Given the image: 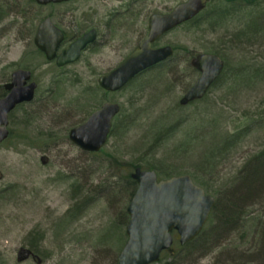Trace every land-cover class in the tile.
<instances>
[{
	"label": "rangeland",
	"instance_id": "1",
	"mask_svg": "<svg viewBox=\"0 0 264 264\" xmlns=\"http://www.w3.org/2000/svg\"><path fill=\"white\" fill-rule=\"evenodd\" d=\"M18 1L27 6V0ZM180 1L134 3L122 16L128 21L124 28L102 27L99 42L86 50L77 63L62 70L36 53L33 36L39 22L50 16L69 36L72 28L67 21L79 22L93 12L98 16L113 13L123 0H73L29 7L25 15L10 12L0 23V87L15 68L30 69L38 84L34 100L10 114L8 127L12 134L0 145V264H117L126 237L122 212L127 203L115 192L111 176L125 174L134 161L159 163L160 171H155L159 178H166L165 171L193 176L203 182L217 204L232 202L237 185L229 182L242 164L264 145V126L254 123L250 134L227 148L213 169L206 172L200 171L198 163L200 158L204 160L212 139L194 120L192 125L185 121L181 132L173 133L157 147L153 139L157 131L171 125L173 120L200 108V102L178 106L182 95L198 77L191 69V57L214 48L229 69L244 62L258 68L259 74L248 81L236 80L227 90L210 89L206 101L222 112L218 127L226 125L230 131L244 121H254L264 111L263 17H260L261 26L256 24L262 30L252 32L253 25L247 27L256 11L264 12V0H259L256 6L243 1L205 0L206 8L197 20L175 28L162 38L161 43L174 47L175 55L161 66L158 76L161 68L152 69L145 73L141 86L109 92L106 98L83 93L134 49L145 35L149 13L171 8ZM213 11H228V14L223 19L208 18ZM137 12L140 13L134 16ZM140 23L141 37L134 32ZM105 101L118 102L124 110V119L130 121L127 128L119 127L102 149L92 155L72 144L68 132ZM85 196L89 199L83 213L66 220L65 213ZM241 208L248 214L247 221L224 233L216 230L220 223H216V209L213 210L198 239L205 243L204 248L192 253L186 247L181 252L185 256L180 264H232L233 258L245 259L264 250V223L251 218L264 217V189ZM33 229L44 233L41 251L36 252L37 258L18 261V251L29 248L26 237ZM212 233L219 235L208 239L206 236ZM170 262L168 255L163 254L161 262L156 264Z\"/></svg>",
	"mask_w": 264,
	"mask_h": 264
},
{
	"label": "water",
	"instance_id": "2",
	"mask_svg": "<svg viewBox=\"0 0 264 264\" xmlns=\"http://www.w3.org/2000/svg\"><path fill=\"white\" fill-rule=\"evenodd\" d=\"M34 1L45 6L68 0ZM203 7L201 0H186L167 14L152 15L148 34L139 43L138 48L114 68L100 75L97 79L98 86L108 92L119 91L138 74L171 58L174 51L170 45L152 48L151 43L165 32L192 19ZM61 40L62 32L52 23L50 17L40 21L33 43L47 61L55 59L57 66L76 62L81 51L94 40V32L84 34L71 43L67 50L56 55ZM191 65L199 71V76L183 94L181 104L201 99L221 74L224 62L217 54L199 53L192 58ZM2 87L5 94L0 97V144L9 135V113L17 105L29 103L34 99L37 83L32 80L31 70L15 68ZM120 109L118 102H103L82 123L69 130L68 139L82 151H99L106 144L113 119ZM41 161L43 162L42 158ZM130 176L137 187L126 206V241L116 263L152 264L158 261L162 251H172L173 231L178 234L181 245L200 233L216 199L206 194L188 174L158 179L155 171L136 167ZM29 255L35 257L29 249L21 248L17 260Z\"/></svg>",
	"mask_w": 264,
	"mask_h": 264
},
{
	"label": "trees",
	"instance_id": "3",
	"mask_svg": "<svg viewBox=\"0 0 264 264\" xmlns=\"http://www.w3.org/2000/svg\"><path fill=\"white\" fill-rule=\"evenodd\" d=\"M228 1L230 3H233L235 1H243L247 4H252V5H257L259 0H225ZM27 6L22 5L18 0H0V23L6 19L9 16L10 12H15L16 14H20L21 12L23 13V15L26 14V9L29 10L30 8H36V7H40V5H37L35 3L34 0H27ZM226 14H228V11H222V13H218L217 11H213L210 15V13L208 14V18L209 17H214L215 19H223L226 17ZM263 17V22H264V12H259L252 15L249 19V24H247V27L250 28V26H252L253 28L250 29V31H254V29H258V30H262V28L259 27L261 19L260 17ZM207 18V17H206ZM197 20V19H195ZM194 20V21H195ZM27 24V23H26ZM259 24V25H256ZM256 25V26H255ZM261 26V25H260ZM35 31V27L34 25H32L31 27V33H33ZM246 31V30H245ZM243 31V32H245ZM29 32H30V28H29ZM36 53L43 56V54L36 49ZM212 53L218 54L221 56L220 52L218 50H216L215 48L212 50H209ZM233 68L229 69V66L225 63L224 69L221 73V75L218 77V79L214 82V84L212 85L213 88H218V89H223V90H227L228 85L233 83H237V81L239 82L240 80L242 81H248L251 78H256L259 76L258 74V68L254 69L252 65L246 64L244 62H239L238 65L232 66ZM157 68V67H155ZM161 68V67H158ZM154 69V68H152ZM192 69V68H191ZM151 70V69H150ZM148 70V71H150ZM146 71V74L147 72ZM162 72V68L159 69V71L157 72L156 76L159 75V72ZM145 75L144 74H140L138 77H136L134 80H132L130 83H128L123 89L125 88H130L131 86H141L142 83V79ZM155 77V76H154ZM145 78V77H144ZM232 80H234L232 82ZM237 80V81H236ZM211 87V88H212ZM210 88V89H211ZM133 89V88H132ZM210 91V90H209ZM208 91V92H209ZM207 92V93H208ZM4 93L3 90L0 91V96ZM83 93H92V94H99L100 96H102L103 98H106L108 92L103 91L102 89L99 88V86L97 84H94L86 89H84ZM207 95V94H206ZM206 95L199 101H194L191 102L189 104H194V103H199L198 107L194 112H190L189 114H183V116L179 117L178 119L173 120V123L167 127H165L164 129L161 128L159 131L156 132L154 139H153V145L155 147H157L158 145L162 144L163 140L167 137H170L173 133L175 134L177 131H179L181 129V127L185 126V121L186 123H189L190 121V125L194 124L192 121L194 120L198 125L197 126H201L202 130L206 131L208 134L211 135V139H212V143H211V147L209 146L208 150L206 151V153L204 154L205 158L203 160V158H200V162L199 164V168L200 171L202 172H206L209 171L211 169H213V166H215V163L218 161V159L224 154L223 152L225 150H227V148H231L233 147V145L236 142H239L240 140H242L243 138H245L248 134H250V132L254 129L253 125L254 123H256V125L258 126L259 124L262 126H264V111L261 114H258V116L256 118H253L254 121H244L242 122V124H238L237 126H235L234 128L230 129V131H227L228 128L223 126V127H218L219 123H220V119H222V112L220 109H218V111H216V107L212 105V103L207 102L206 101ZM188 104V105H189ZM24 104L19 105L18 108H23ZM178 107H184L183 105H180ZM199 113V115H198ZM194 115H198V117L194 118ZM126 119V121H125ZM124 119V110L123 108H121L120 113L115 117L113 125H112V129L110 132V135H113L116 130L120 127V128H124V126H126V128L129 125V121H127V117H125ZM262 122V123H261ZM196 126V125H194ZM216 127H218L216 129ZM200 128V127H199ZM181 132V130H180ZM11 131L9 134V137L11 136ZM8 137V138H9ZM153 147V146H152ZM151 148V147H150ZM98 152L96 153H91L92 155H96ZM204 162V163H203ZM159 163H153V162H149L146 161L145 163H141L139 161H134L132 163L131 168L129 170H127V172L123 175H119L116 173H113L111 178L113 179L112 181V185L113 187H115L117 193H119L120 195H122L124 201L126 203L129 202V200L131 199L134 191L136 190V182L131 178L130 174L131 171L135 168V167H140L142 169H151V170H159ZM164 177H170L173 176L175 174H180V173H168V171H165ZM191 178L193 179V181L202 186L204 188V184L202 181H198L196 180L195 177L191 176ZM231 184H236L237 188L235 189L236 191L232 192V202L229 203L227 202V205H224L222 203H220L221 207L219 205V203H215L214 208L212 209L217 211V209L219 208V210L215 211V216H216V223H220L219 228H214L216 230H220L223 233L227 230V229H231L232 227L235 226V224L237 223H244L247 220L245 219V217L248 215L245 211H243L242 205H244V202L253 198H256L259 195V192L262 191L264 189V145L258 150L256 151L252 156H250V158L248 160H246L242 166L238 169V171L236 172V175L232 178L231 182H229ZM114 189V190H115ZM204 190L206 191V188H204ZM87 198L88 196H85L84 198H80L78 199L73 206L65 213L64 218L66 220L69 219H74L79 217L83 211L86 209L87 207ZM89 199V198H88ZM218 201H220L218 199ZM223 200H221L222 202ZM217 204V206H216ZM211 211V213H212ZM210 213V214H211ZM123 215V220H124V225H126V222L128 221V215L126 213L125 210H123L122 212ZM210 218V216H209ZM252 219H254L256 221V223H264V217L263 219H257L254 217H251ZM251 220V219H249ZM61 224H65V223H61ZM218 231V232H220ZM204 233L203 230L202 232L195 237L193 240H191L190 242L184 244V245H180L178 241H175V248L173 245V250L171 253L168 252H163L158 260V262H161L162 256L163 254L168 255V258L171 259L170 263H164V264H180L182 262V260L184 259L185 255H181V252L183 250H185V248L187 247V250L189 252L195 253V252H200V250H202V248H204L203 246L205 245V243H202L203 241H199L198 239L199 236ZM213 235H215L214 237H217L219 235V233H212V235L206 236L208 237V239H212ZM125 237V236H123ZM44 238V233L42 231L39 230H31L26 237V241L29 245V250L36 256L38 257V255L36 254V252H40V245L41 242ZM126 241V237L124 238L123 244ZM198 241V242H196ZM122 244V245H123ZM176 249V250H174ZM186 254V251H185ZM187 256V255H186ZM232 264H264V250H259L258 252H256L255 254L248 255V258H233V261H231ZM156 264V263H154Z\"/></svg>",
	"mask_w": 264,
	"mask_h": 264
},
{
	"label": "flooded vegetation",
	"instance_id": "4",
	"mask_svg": "<svg viewBox=\"0 0 264 264\" xmlns=\"http://www.w3.org/2000/svg\"><path fill=\"white\" fill-rule=\"evenodd\" d=\"M71 1H73V0L60 2L58 4H64V3L71 2ZM110 1L121 2L122 0H110ZM123 1H124L123 4L120 3L121 8H123L122 11L119 10V7H120L119 6L118 9L115 10L113 13H110V12L104 13L103 16H98V13L93 12L90 17L82 18L79 22L75 21L74 18H73L74 20H71L70 22L67 21L68 24H69L68 26H70L72 28L71 29V34L69 36H68V32L66 31V29L61 27L59 24L57 25L56 23H54L52 21L51 17H50L52 23L56 27H58V29L62 32V40H61L60 45L58 46V50H57L56 55H59L62 51L67 50V48L69 47V45L71 43H73L74 41H76L77 39L82 37L84 34H87L88 32H92V31L94 32V40L92 42H90L89 44H87V46L81 51L79 59L76 62H74V63L66 64V65H63V66H57L55 59H53L51 61H47V62H51V63L53 62L57 69L62 70V69H64L65 67H67L69 65L77 63L80 60L82 54L86 50H88L89 48H92L94 45H96V43L99 42V37L101 38L100 35H101V28L102 27H104L106 29H111L112 26H115L116 27L115 29L124 28L127 25L128 21L126 22V18L124 19V18H122V16L126 15L127 8L132 6L134 3H138V2H141L143 0H127V1L123 0ZM183 1H186V0H182L180 2H183ZM201 1H202V3L204 4V6L206 8L207 2L205 0H201ZM180 2H177V4L180 3ZM175 5L173 7H171V8H164L163 11L151 12V13H149V15H147L146 26L144 28L145 35H143L142 37L140 36V34H142V30H143V28H141L142 23H140V25H138V27L134 29L135 35H139L141 38L137 41L136 46L134 47L133 50L138 48L139 43L147 36L151 16L154 15V14H167L175 7ZM138 13H140V12L134 13V16L136 14H138ZM190 21H187L185 23H188ZM125 22H126V24H125ZM135 25H137V24H135ZM179 26H181V25H179ZM175 28H177V27H175ZM175 28H173V29L165 32L161 36H159L155 41H153L151 43V47L152 48H158V47L171 45V44H168V43H161V42H162V38L164 36H166L168 33H170L172 30H174ZM104 37H106V36L104 35ZM104 37L102 39H104ZM173 50H174V47H173Z\"/></svg>",
	"mask_w": 264,
	"mask_h": 264
}]
</instances>
